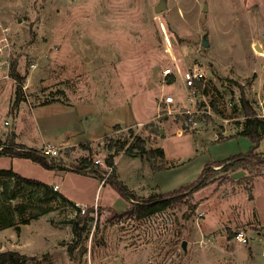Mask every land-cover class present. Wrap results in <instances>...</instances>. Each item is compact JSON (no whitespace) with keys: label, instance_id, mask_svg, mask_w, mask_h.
<instances>
[{"label":"rangeland","instance_id":"rangeland-1","mask_svg":"<svg viewBox=\"0 0 264 264\" xmlns=\"http://www.w3.org/2000/svg\"><path fill=\"white\" fill-rule=\"evenodd\" d=\"M255 44L264 48V0H0V139L18 131L19 142L36 148L56 144V129L48 127L56 106L41 107L85 108L91 122L99 119L90 133L103 134L85 144L88 150L55 145L53 158L74 166L88 157L106 172L109 143L128 148L139 136L148 149L163 148L164 157L155 153L147 160L121 151L111 174L142 197L173 192L238 152L237 141L224 142L221 133L232 137L246 121L239 85L264 119V55ZM13 67L23 87L18 107ZM195 67L207 80L191 98L180 70ZM169 68L177 74L174 83L164 74ZM168 95L175 99L171 106L162 101ZM189 108L196 128L186 126ZM160 116L156 133L146 127ZM262 142L257 152L264 157ZM5 169L58 185L67 200L17 185ZM215 169L216 180L191 199L154 215L126 217L114 211H125L127 200L99 173L48 170L2 156L0 224L13 226L0 230V253L18 251L29 257L27 264H264V177L252 204L253 179ZM4 184L16 199L2 198ZM17 203L27 206L22 216L14 210ZM89 208L94 211L87 216ZM238 231L247 234V244L235 240Z\"/></svg>","mask_w":264,"mask_h":264},{"label":"trees","instance_id":"trees-1","mask_svg":"<svg viewBox=\"0 0 264 264\" xmlns=\"http://www.w3.org/2000/svg\"><path fill=\"white\" fill-rule=\"evenodd\" d=\"M12 75L15 80L20 81L16 88V98L13 103L14 107H18L20 103L24 100L22 91L23 87L21 82L22 80L15 67H13ZM168 78L170 83H174L175 77L173 75H170ZM239 89L241 92V103L246 116L244 129L239 133V135L249 138L253 143V146L251 147L249 152H247L246 154L234 155L226 160L211 163L209 166L203 169L199 178L190 185L184 186L173 192L153 194L148 197H142L137 195L135 192L131 191L122 181L118 180V178L112 174L107 178L105 183L110 184L112 188L116 190L121 197H123L127 200V202H129V207L126 208L125 211H114L115 216L140 217L143 215H154L155 212H157L158 210L169 207L175 202H182L184 198L191 199L194 193L202 190L203 188L207 187L209 184L214 182V180H216V174L218 169L216 170L215 167H222L223 170H225L226 172H235L240 169L248 170L250 175L246 178L250 180L253 179L255 176L260 175L262 171H260L259 168L260 166L264 167V157L259 155L257 149L259 148L260 143L264 139L262 133V129H264V119L259 118L257 112L246 99L243 86L239 85ZM48 103L49 101L44 102L43 104L45 105ZM159 118V120L147 124L146 127H154L155 129L153 131H155L156 133L158 131L159 121L163 119L161 117ZM119 128L120 125H116L114 127V129ZM16 138V134H13L8 141H3L2 139H0V157L8 156L11 158L29 159L33 162L40 164L48 170H70L75 173L91 174L96 176L98 173L100 174L102 172V169L100 168L101 166L95 164V162L88 157L81 159L78 165L67 166L63 163V161L56 160L51 155L46 154L43 149L39 150L35 148H30L22 143H18L16 141ZM82 146L84 147L85 145ZM84 148L87 149V147ZM108 149L110 151H113V154L108 157V166H114V157L118 155L121 151H124L125 154L129 156L138 155L141 157H145L147 160L152 159L155 153H159L161 157H164L163 148L158 147L155 149H148L146 146V141L143 138L135 135H133V140L128 146V148H125L124 143L120 144L117 143V141L112 140L108 145ZM252 168H255L257 173L254 174L251 170ZM2 171L13 175L16 178L17 185L27 184L35 188L36 190H44L45 194L47 195L52 194L56 195L57 197H62L64 200H67L64 196L60 195L57 191H55L54 187L47 185L42 181L23 177L15 173L12 169H5ZM1 196L6 201L17 198V196L15 195L10 196L8 194L7 184L3 185V191L1 193ZM250 198L252 199V196H250ZM26 209L27 206L23 203H17L14 207V210L21 216L26 212ZM93 211V208H89L87 211V216L90 212ZM21 223L28 224L29 219L22 218ZM12 226L13 225L11 222L2 223L0 224V230ZM28 260L29 257L27 255L22 254L18 251H4L0 253V264H27Z\"/></svg>","mask_w":264,"mask_h":264},{"label":"crops","instance_id":"crops-1","mask_svg":"<svg viewBox=\"0 0 264 264\" xmlns=\"http://www.w3.org/2000/svg\"><path fill=\"white\" fill-rule=\"evenodd\" d=\"M263 100H264V92H263ZM47 106H56V110H54V114H53L55 116V118L51 121L53 123H51V125H48V127L50 129H56L54 131H51V132H54V136H52L53 138H51V139L53 141H58V142L56 144H53L50 141L42 142L43 147L42 148H36L34 146L35 145L34 143L29 144L27 142H19L18 140L20 139L21 136H20V134L17 131L16 132L17 133L16 136H17V142L18 143H22V144H24V145H26V146H28L30 148L41 149V150L44 149L47 145H52V146L58 145V146H62L63 148L65 147V149H66V147L67 148H74V147H77L79 145H85V144H87L89 142L97 141L98 138L100 137V135L103 134V133H101V134H92V133H90L91 130H92V127L95 128V126L98 124L99 119L95 117V116H97V113H95V115H94V117H95L94 121L91 122L87 118V115L90 114L88 112V109L83 108L81 111H79L78 110L79 107L77 108V107H74V106H65V105H61V104H51V105L48 104V105L42 106L41 108L47 107ZM74 114H76L75 117H74ZM100 116H102V114ZM155 117H156V115L153 118H155ZM135 121H136L135 119H132L129 123H132V122H135ZM83 122H86V124L83 125ZM129 123H126V124H129ZM69 125H74L73 126L74 129H72V130L69 129L68 130L67 126H69ZM116 125H120V123H117ZM97 126H99V125H97ZM240 129L241 130L239 131V133L244 129L243 124H242ZM27 131L28 130L26 129V132ZM55 131L59 133L58 136L56 135ZM239 133H237L235 135H232V137H229V138H227L228 137V131H224V132L221 133L224 136V138H222L223 140H225L224 142H227L228 140L237 141L239 146H238L236 151H238V152H236L234 155L246 154L247 152H249V150L253 146V143L251 142V140L249 138H247L245 136H241V135H239ZM261 143H263V142H261ZM261 143H260V147H261ZM260 147L258 149H260ZM232 175L234 177L235 176H239L240 178H246V177H248L250 175V173H249L248 170L240 169V170H237V171L233 172ZM263 177H264V171H262L260 173V175L255 176L253 178V183L254 184L251 185V188H252V192H253L252 194H253L254 197H252V199L250 197H248V202L254 204V201H255V194H254L255 186H256V183L258 182V180H261ZM50 186L54 187V186H58V185L55 184V185H50ZM56 191L60 195H62L59 186H58V190H56ZM128 204H129V202L126 203V205H128ZM242 212L245 213L243 210H242ZM242 218H243V220H246L247 216H245L243 214ZM259 221L261 223H263L261 220H259ZM259 229L260 228L257 225V228L254 229V231H258L259 232L260 231Z\"/></svg>","mask_w":264,"mask_h":264},{"label":"built area","instance_id":"built-area-1","mask_svg":"<svg viewBox=\"0 0 264 264\" xmlns=\"http://www.w3.org/2000/svg\"><path fill=\"white\" fill-rule=\"evenodd\" d=\"M165 76L169 77L172 74H176L175 71H173L171 68L167 69L165 71ZM177 75V74H176ZM180 79L182 81V84L191 92V98H193L194 96V89L196 88L198 83H204L207 80V73L200 67H195L192 69H187L184 71L180 70ZM162 101L167 105V106H171L175 103V99L173 96L168 95L165 96L164 98H162ZM169 113H171V111H169ZM168 113V114H169ZM187 114V121H186V126L188 127H194L196 128L198 126V122L195 121V119H193V114L194 111H192L190 108L188 109V111H186ZM161 117V116H160ZM43 151L48 154V155H57L58 151L57 149L52 146V145H47ZM95 164L97 165H103V163L101 161L96 160ZM114 170V166H108L107 165V171L106 172H101V176H103V183H105V181L107 180V178L112 175L111 173ZM54 190H58V186L54 187ZM78 208H82L81 205L77 204L76 205ZM83 213L85 212V209H82ZM235 240L238 241L241 244H247L249 241V238L247 236V234L244 231H238L235 233Z\"/></svg>","mask_w":264,"mask_h":264},{"label":"bare ground","instance_id":"bare-ground-1","mask_svg":"<svg viewBox=\"0 0 264 264\" xmlns=\"http://www.w3.org/2000/svg\"><path fill=\"white\" fill-rule=\"evenodd\" d=\"M254 49L260 53V55H264V48L260 44H255Z\"/></svg>","mask_w":264,"mask_h":264}]
</instances>
